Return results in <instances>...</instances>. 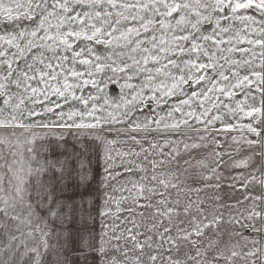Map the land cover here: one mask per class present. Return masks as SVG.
Here are the masks:
<instances>
[{"label": "snow or ice", "instance_id": "6c2138e0", "mask_svg": "<svg viewBox=\"0 0 264 264\" xmlns=\"http://www.w3.org/2000/svg\"><path fill=\"white\" fill-rule=\"evenodd\" d=\"M0 264H264V0H0Z\"/></svg>", "mask_w": 264, "mask_h": 264}, {"label": "rangeland", "instance_id": "374dc122", "mask_svg": "<svg viewBox=\"0 0 264 264\" xmlns=\"http://www.w3.org/2000/svg\"><path fill=\"white\" fill-rule=\"evenodd\" d=\"M109 91L111 92V94L115 95L116 92L119 91V85L118 84H113L109 86ZM95 215V213H94ZM73 227H76V225H73ZM89 228H94L96 232H99L100 230V223H99V217H97L95 223H89L88 225Z\"/></svg>", "mask_w": 264, "mask_h": 264}]
</instances>
